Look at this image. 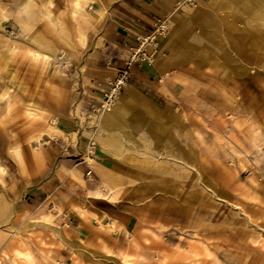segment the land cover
<instances>
[{
    "label": "rangeland",
    "instance_id": "374dc122",
    "mask_svg": "<svg viewBox=\"0 0 264 264\" xmlns=\"http://www.w3.org/2000/svg\"><path fill=\"white\" fill-rule=\"evenodd\" d=\"M113 1L0 0V264H264V48L228 76L220 64H190L201 78L192 71L171 93L144 91L123 114L130 134H118L107 150L119 179L113 190L94 175L96 129L124 87L96 118L91 107L100 94H77L68 82L70 56L89 40L92 11ZM259 35L264 41V26ZM226 43L213 56L236 57ZM58 55L70 65L55 66ZM50 94L59 107L70 97L68 115L85 142L67 158L85 171L54 163L42 176L54 181L45 183L36 151L64 139L44 108ZM164 109L185 126L170 120L155 142L147 129L161 125ZM90 137L95 151L87 158ZM82 176L95 191L85 190Z\"/></svg>",
    "mask_w": 264,
    "mask_h": 264
},
{
    "label": "crops",
    "instance_id": "0c3cea01",
    "mask_svg": "<svg viewBox=\"0 0 264 264\" xmlns=\"http://www.w3.org/2000/svg\"><path fill=\"white\" fill-rule=\"evenodd\" d=\"M179 1L115 0L105 7L97 6L92 11L94 24L89 30V40L77 49L76 54L70 56L73 68L69 71L68 82L71 89L77 88L75 91L77 94L81 92L88 95L100 94L105 84L123 67L131 48L136 44V37L147 33L158 19L172 17L171 32L160 40L153 64L140 62L131 68L121 100L109 108L103 115V120L99 125L97 124L96 130L99 133L96 135L98 148L94 175L95 178L103 176L105 181H111L113 190H115V182L119 179L112 176L116 173L117 167L109 161L112 156L107 150L110 149L109 145L118 141V134L126 136L130 134L127 128L131 124L126 122L123 114L137 106L134 101L144 100V91L166 88L171 93L170 90L175 86L176 79H185L192 71L194 77L201 78V72H198L194 65L202 62H209L213 67L218 64L224 66L223 72L225 71L228 76L233 72L235 65L249 60V52L264 48V41L260 40L259 35V31L264 26V0H198L194 8L189 7L175 13V5ZM73 5L76 6L74 0ZM251 30L253 35L250 34ZM222 41H226L231 47H236V57L229 53L220 55L215 53L213 56L212 48L223 46ZM208 47L211 54H207L209 58H205L206 54L199 53ZM50 55L52 56V54L43 56L45 59H50L52 58ZM190 64L194 65L191 67ZM69 99L70 97L67 96L66 102L59 107L50 94L49 100L44 105L50 115L49 121L64 137L36 151V157L40 161L39 181L43 180L42 182L45 183L54 181V175L49 178L42 177L47 174L48 167L53 166L54 163L58 166L57 170L64 166L71 173L79 170L83 175L85 171L82 165L72 167L70 158H67L83 152L85 142L77 134L80 131L78 121L68 115ZM141 104L144 108L154 110L152 104L146 102ZM135 115L137 116V113ZM162 116L164 119L161 125L157 124L156 129H147L155 142L159 140L160 132L164 133L159 127L172 125L170 120H174L179 128L185 126L183 121L176 120V115L171 114L170 109H164ZM81 178L86 191L96 190L95 182H89L83 176ZM116 204L114 202L112 206L115 207ZM94 213L100 218L104 217L100 212ZM110 214L105 217H112L114 213Z\"/></svg>",
    "mask_w": 264,
    "mask_h": 264
},
{
    "label": "built area",
    "instance_id": "2783aa9c",
    "mask_svg": "<svg viewBox=\"0 0 264 264\" xmlns=\"http://www.w3.org/2000/svg\"><path fill=\"white\" fill-rule=\"evenodd\" d=\"M198 0H180L175 5V10L184 7H194ZM169 28L167 19H158L155 25L144 35L136 37V44L131 48L129 55L124 61V65L120 68L115 76L108 84L100 91V100L97 105L91 107V114L98 118L103 114V111L112 104L114 98L120 89L129 80L131 68L140 62L152 64L157 53L159 40L166 37ZM55 66L61 68L68 67L70 64L63 55H58L54 61ZM91 116V115H89ZM95 151V142L92 137L86 141L87 158L92 156Z\"/></svg>",
    "mask_w": 264,
    "mask_h": 264
},
{
    "label": "bare ground",
    "instance_id": "6f19581e",
    "mask_svg": "<svg viewBox=\"0 0 264 264\" xmlns=\"http://www.w3.org/2000/svg\"><path fill=\"white\" fill-rule=\"evenodd\" d=\"M87 1H88V0H74V3H75V5H76V7H77V5H80V4H82V3H87ZM79 7H80V6H79ZM78 9H79V8H78ZM126 84H127V83H126ZM126 84H124V86H125ZM124 86H123V87H124ZM113 102H114V101H113ZM110 105H112V104H110ZM110 105H109V106H110ZM109 106H108V107H109ZM108 107H107V108H108ZM107 108H106V109H107ZM106 109H105V110H106ZM100 117H101V116H100ZM25 256H26V255H25Z\"/></svg>",
    "mask_w": 264,
    "mask_h": 264
}]
</instances>
